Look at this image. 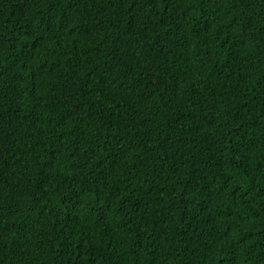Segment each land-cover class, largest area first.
I'll return each instance as SVG.
<instances>
[{"label":"trees","instance_id":"1","mask_svg":"<svg viewBox=\"0 0 264 264\" xmlns=\"http://www.w3.org/2000/svg\"><path fill=\"white\" fill-rule=\"evenodd\" d=\"M0 264H264V0H0Z\"/></svg>","mask_w":264,"mask_h":264}]
</instances>
